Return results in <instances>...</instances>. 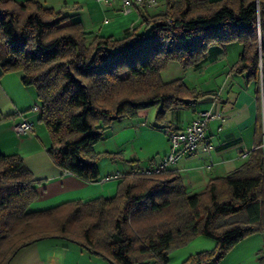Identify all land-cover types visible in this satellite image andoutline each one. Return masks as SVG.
Returning a JSON list of instances; mask_svg holds the SVG:
<instances>
[{
  "label": "trees",
  "instance_id": "16d2710c",
  "mask_svg": "<svg viewBox=\"0 0 264 264\" xmlns=\"http://www.w3.org/2000/svg\"><path fill=\"white\" fill-rule=\"evenodd\" d=\"M163 11L141 10L144 27L122 37H87L80 21L36 0H0V74L18 71L33 86L38 119L51 139L47 152L60 168L86 182L100 178L93 145L114 119L159 105L167 111L202 97L181 78L160 72L174 60L183 68L206 60L210 45L242 44L235 72L264 96V0H164ZM247 159L226 176L188 194L171 170L151 177L126 174L113 197L72 200L29 210L39 196L16 153H0V264L23 247L60 237L112 264H168L169 253L197 236L210 250L181 264H219L244 238L264 233V130ZM174 129V128H172ZM175 130V129H174Z\"/></svg>",
  "mask_w": 264,
  "mask_h": 264
},
{
  "label": "crops",
  "instance_id": "0c3cea01",
  "mask_svg": "<svg viewBox=\"0 0 264 264\" xmlns=\"http://www.w3.org/2000/svg\"><path fill=\"white\" fill-rule=\"evenodd\" d=\"M36 1L63 11L68 16L67 22L80 21L89 39L94 35L122 37L142 20L141 8L122 13L118 0L112 3L101 0ZM147 9L144 12L149 14ZM241 51L242 44L238 41L213 44L207 48L204 62L194 68H182L183 72L177 78L197 93L206 95L170 108L165 116L167 126L155 118L158 104L139 109L135 117L114 119L93 145L94 151L101 155L97 164L100 178L90 182L60 168L51 160L47 152L51 139L38 114L28 112L34 122L32 132H14L13 124L20 120L17 112L28 111L38 100L33 88L22 83L20 72L0 74V153L20 155L31 172L39 196L31 202L29 210L39 211L72 200L113 197L120 181L102 180L104 176L117 171L127 174L136 165H152L169 150V140L163 134V128H184L198 112L209 109L224 116V120L215 118L206 127L205 135L212 149L181 156L170 163L167 170L180 176L188 194L201 192L213 178L231 173L255 147L260 125L264 130V96L244 73L233 70ZM214 246V240L198 236L172 250L168 264H181L190 255ZM255 260L264 263V233L252 234L238 242L219 264H247ZM8 264L109 262L77 242L52 237L26 245Z\"/></svg>",
  "mask_w": 264,
  "mask_h": 264
},
{
  "label": "built area",
  "instance_id": "2783aa9c",
  "mask_svg": "<svg viewBox=\"0 0 264 264\" xmlns=\"http://www.w3.org/2000/svg\"><path fill=\"white\" fill-rule=\"evenodd\" d=\"M105 3H112L116 0H101ZM120 2V11L128 13L135 8L147 9L158 5L160 0H118ZM30 111L17 114L20 120L13 124V130L16 134H27L32 132L34 127L33 120L28 116V112L32 114L40 113L39 103L31 106ZM218 118L224 120L223 114L214 109L204 110L197 113L191 122L181 129H172L165 127L163 131L169 140V150L159 160L149 166L136 165L127 173L137 177H151L157 175L167 169V166L184 155L194 154L198 151L207 152L212 149V144L205 135L208 123ZM126 174L122 172H114L104 176L102 180L115 179L123 180Z\"/></svg>",
  "mask_w": 264,
  "mask_h": 264
},
{
  "label": "rangeland",
  "instance_id": "374dc122",
  "mask_svg": "<svg viewBox=\"0 0 264 264\" xmlns=\"http://www.w3.org/2000/svg\"><path fill=\"white\" fill-rule=\"evenodd\" d=\"M165 8V2L164 0H160V2L158 3V5L156 7H152V8H149L147 9L148 12H149V15H155L161 11H163ZM137 27H139V31L142 33V32H149V28L148 27H144V24L142 23V20L137 24ZM182 67L178 64L177 61H170L168 66L166 65L165 68H163L160 72V76L162 78V80L164 82H167V81H171L172 79H175L177 77H180V73H182ZM14 72V71H13ZM16 72V71H15ZM31 88H33L34 90V94H36V90L33 86H31ZM31 109H29L28 111H30ZM36 115V114H35ZM39 121V120H38ZM40 123L45 127L44 123L42 121H40ZM46 128V127H45ZM163 134L164 131H163ZM98 161H100V158L98 159ZM102 164V163H101ZM198 237V236H197ZM196 238V237H195ZM247 264H264L262 263V261L259 260V262L257 260L251 262L249 261Z\"/></svg>",
  "mask_w": 264,
  "mask_h": 264
},
{
  "label": "water",
  "instance_id": "95a60500",
  "mask_svg": "<svg viewBox=\"0 0 264 264\" xmlns=\"http://www.w3.org/2000/svg\"><path fill=\"white\" fill-rule=\"evenodd\" d=\"M109 264H112V261L111 260H108Z\"/></svg>",
  "mask_w": 264,
  "mask_h": 264
}]
</instances>
